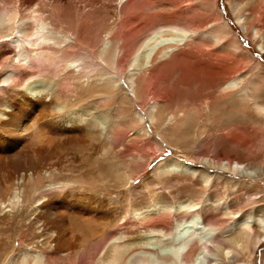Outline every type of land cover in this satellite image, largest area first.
Returning <instances> with one entry per match:
<instances>
[{
	"label": "bare ground",
	"instance_id": "obj_1",
	"mask_svg": "<svg viewBox=\"0 0 264 264\" xmlns=\"http://www.w3.org/2000/svg\"><path fill=\"white\" fill-rule=\"evenodd\" d=\"M230 1L236 25L245 36L257 41L258 48L264 52V34L250 26L254 18L249 11L247 15L244 13L246 2ZM259 1L258 13L264 15V0ZM36 12L32 9L24 15L16 11L0 13V38L8 39L7 45H0V166L2 163L9 168L6 174L0 175V208L35 214V224H39L41 230L34 237L36 243L41 241L44 249L53 243L56 253L69 255L75 261L79 255L90 256L100 247L104 234L114 227V217L118 214L112 216L110 205L122 195L128 201L123 205L125 212L136 216L139 223L167 213L174 217L188 216L176 219L172 231L165 237L171 240L170 243L178 241V244L172 253L160 256L163 262L248 263L264 237V207L256 206L252 211L239 213V217H230L228 221L225 217L230 216L228 205L215 203V211L228 222L217 224L215 239L212 240L210 236L215 230L206 222L209 218L205 219L209 212L204 216L200 210L211 206L208 204L215 198L211 201L209 197H200V204L178 200L168 204L170 196L161 195L152 202L155 194L152 187L159 185L165 191L174 176L192 177L207 183L212 176L204 166L209 164L217 169L226 166L229 171L232 164L234 174L239 170L243 177L255 182L262 176V161L256 165H241L231 156L223 157L219 149L209 158L210 162L206 159L203 163L198 157L193 158L194 163H201L202 167L195 168L180 160H162L160 157L155 161L151 155L143 158L136 154L146 144L151 145L150 151L154 147V153L158 152V155L165 146L191 151L195 156L199 153V145L207 130L194 125L197 119L208 121L212 116L208 111L210 109H203V100L196 99L202 103L200 114L196 109L199 105H193L196 100L182 95L179 98L184 100L173 110L168 109L170 102L164 92L168 78L163 76L159 81L161 85L156 89L155 83L146 75L155 63L166 60L188 40L186 33L179 31L171 35V31L151 30L130 53L124 71L118 73L117 65L114 68V41L105 46L94 42L98 30L94 16H79L74 31L75 44L66 46L57 32L45 30L46 23ZM224 25L220 24L217 28L211 26L201 35L224 50L230 47L235 52H242L235 40L225 39L227 43L224 42V36L229 34ZM24 54L33 61L23 64ZM251 77H246L241 89L236 88L234 80L219 82L221 85L217 91L222 95L221 103H228L230 109L220 120L223 125H231L244 116L242 109L247 108L245 98L249 97L245 94V86L258 85L264 89L262 80ZM206 83L209 88H215L214 82ZM253 96L250 94V97ZM135 103L146 107L144 114L151 126L145 124V117L136 109ZM252 106L264 130V107L254 102ZM140 142L143 146L138 145ZM236 142L232 140L230 143ZM256 147L259 159H263L264 139H260ZM149 164L155 165L151 178L142 182L145 192L141 195L145 197L142 201H148L150 197V202L141 201L133 205L135 194L132 190L135 187L129 181L143 180ZM0 171L4 170L0 167ZM84 176L89 179L84 180ZM95 192L107 199L103 207H99L95 199L90 198L87 202L79 199ZM111 194L115 195V199L111 198ZM70 213L72 217L83 220L77 223L85 227L84 230H73L68 218ZM90 221L98 225L93 227ZM189 227L199 232V236L183 239V231ZM149 238V235L142 234L131 238L118 236L105 243L102 249L100 247L94 264H144L146 258L138 257L147 256L150 252L151 246L146 242ZM26 249L28 253L16 258L12 256L5 264L15 261L47 264L42 253L30 246ZM244 257L246 260H243Z\"/></svg>",
	"mask_w": 264,
	"mask_h": 264
},
{
	"label": "rangeland",
	"instance_id": "obj_2",
	"mask_svg": "<svg viewBox=\"0 0 264 264\" xmlns=\"http://www.w3.org/2000/svg\"><path fill=\"white\" fill-rule=\"evenodd\" d=\"M257 1L259 4L260 1ZM230 2V0H0V13L16 11L24 15L28 11L35 9L37 11L36 14H40L41 16H39L46 23L44 26L45 30L57 32V35L64 40L66 46L68 44H75L74 31L78 19L84 15L94 16L97 21L96 28L99 30L96 31L98 38H94V42L98 43V46H105L110 45V41H114V60L116 63H114V68L117 65L118 73L124 71L127 66L125 61L133 53L141 39L151 30L154 29L159 32L167 31L168 33L171 31L169 33L171 35L178 34L179 31L186 33L185 35L188 37V40L184 41L183 45L179 46L166 60L155 63L146 75L148 74L152 82L155 83L156 89L161 85H159V81L163 76L164 78H168L164 90L168 98V103L170 102L167 106L168 109L173 110L175 105L180 104L184 100L179 98L180 95L191 98V100H203L204 107H202L201 101V104L197 100L193 101L194 106L199 105V107L196 106L199 113L202 108L210 109L208 110L212 113L210 119L208 121H205L204 118L197 119L194 125L196 128L206 127L207 130L203 135V141L199 145V153L195 156L191 151H180L175 150L172 146H165L161 154L158 155V152L154 153L156 151L154 147L150 151L149 147L151 145L146 144L143 146V142H140L138 145H142L143 149L139 150L136 154L143 158L151 155L155 161L160 157L162 160H180L187 162L195 168L202 167L200 165L201 163H194L193 158L198 157L203 163H206V161L210 162L209 158L219 149L223 153V157L229 158L231 156L238 163H242L241 165H256L262 161V176L259 181L255 182L243 177L242 172L239 170L234 174L231 170L232 164L230 165V171L227 170L226 166L223 169H217L209 164L208 167L204 166L206 172L212 176L207 183L192 177L181 178L180 176H174V178H171L165 191L161 190L159 185H155V188L154 186L152 187L156 194L152 197V202L156 200L154 198L161 195L170 196L167 200L168 204H172L177 200L185 201L186 203H199L200 199L205 196L209 197L211 201L214 198L219 200V202H214V199L212 203H207L212 207L207 206L205 207L206 209L203 208L200 210L204 216L206 212H209L206 214L205 219L207 220L209 218V221L207 220L206 222L215 230L212 232L214 234L210 236L212 240L215 239L216 228H218L217 224H223L233 216L239 217V213L252 211L256 206L264 207V156L263 159L261 157L259 159V152L256 147L258 141L264 139V130L261 127L260 117L254 112L252 106L254 102L255 105L264 107V89L258 85H250L251 87L248 85L245 86V92H247L245 94L249 97L245 98L247 99L245 102L248 103L245 106L248 109L246 107L242 109L244 110V116H242L244 118L242 119L241 117L242 120L240 119L238 121L239 123L234 122L227 126L223 125L220 121L222 116L227 114L230 109L229 105H227L228 103H221L222 95L217 91L219 85L225 81L234 80L237 83L236 88L238 89L240 87L239 89H241L243 87V81L245 80L246 82V77L251 76L264 82V52L258 48L257 41H254L250 36H245L236 25L235 15ZM243 2L247 4V7L243 5L244 13L247 15L249 11L250 15L254 18L253 24L250 23V26L256 27L264 34V15L258 13L260 4L258 5L255 0H243ZM220 24H225V28L229 30V34L224 36V42L228 39L235 40L241 47L242 52H235L230 47L224 50L201 35L203 30L209 29L211 26L218 27ZM166 35L169 36L168 34ZM7 41L8 39L6 40L5 37L0 38V42H3L0 45H7ZM23 56V64H29L33 61L29 55L24 54ZM210 81L214 82L213 85L215 88H209L206 82ZM7 82H10V80H7ZM255 86L258 88H255ZM252 87H254L255 92ZM250 94L252 96L253 94L256 95L250 97ZM248 100L249 102H247ZM144 103L147 107V101ZM134 106L145 117V124L151 126L149 119L144 114L146 107L141 103H135ZM232 140H237V142L232 144L230 143ZM152 153L155 155H152ZM154 165L151 166L149 164L143 180L138 182L129 181V184L131 183L135 187L132 190L133 194H135L134 198H132L133 203H129L135 205L145 198L141 195L145 192L142 190V182L151 178ZM0 167L4 170L0 171V175L2 176L9 171V168L5 167L2 163ZM83 178L84 180L89 179L88 176H84ZM254 184H257L255 185V189ZM114 197L115 195L111 194V198L113 199ZM90 198L95 199L99 207H103L104 200H107L104 195L98 192L87 193L80 196L79 199L87 202ZM150 199L149 197L148 201L145 199L142 202L147 201L149 203ZM127 202L126 197L121 195L110 205L112 207L109 211L111 210L112 216H115L118 212L116 217H114L116 225L114 224V227L104 234L105 237L103 236V240L99 245L101 249L105 246V243L118 236L131 238L139 237L140 234L149 235L150 238L146 242L151 246L148 250L150 252H148L147 256L142 255L138 258H146L144 264H169L163 262L160 256L163 253H172L177 247L178 241L170 243L171 240L165 239V237L172 231L176 219L188 216L181 215L174 217L172 214L167 213L160 215V217H152L144 223H139L137 222L136 216L132 215V213L128 214L125 212L123 205L127 204ZM222 202V206L228 205L230 209L228 210L230 216H225L227 220L223 219L225 217H221L220 213H217L214 209L216 204ZM209 207L210 209L208 210ZM202 210H205V213ZM213 212L216 213L213 214ZM34 217L35 214H29V212H16L15 209L0 208V264H5L7 259L12 256L16 258L20 254L28 253L26 248H29V246L35 248L39 253H42L47 264H94L98 252L101 250L100 247L91 253L92 256L91 254L90 256L79 255L78 259L73 261L69 255L56 253L53 250V243L46 249L42 247L41 241L36 243L37 240L34 237L39 235L38 233L41 230L39 229V224H35L36 220ZM68 218L71 220L73 230L78 228L85 229V227H81L77 223L83 220L78 219L76 216L72 217L71 213L68 214ZM90 224L93 225L94 223L90 221ZM96 224L98 225V223ZM96 224L93 227H96ZM194 235L199 236V232H196L193 227H189L183 231L182 237L183 239H188ZM144 251L146 250L144 249ZM243 260H246V257ZM13 264L21 263L15 261ZM222 264L233 263L231 261H223ZM246 264H264V237L258 247L255 248L250 261Z\"/></svg>",
	"mask_w": 264,
	"mask_h": 264
}]
</instances>
